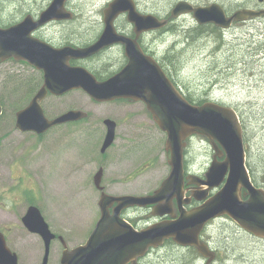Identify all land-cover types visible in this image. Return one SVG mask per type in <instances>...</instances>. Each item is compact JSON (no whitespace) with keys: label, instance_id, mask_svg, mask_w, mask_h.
<instances>
[{"label":"rangeland","instance_id":"374dc122","mask_svg":"<svg viewBox=\"0 0 264 264\" xmlns=\"http://www.w3.org/2000/svg\"><path fill=\"white\" fill-rule=\"evenodd\" d=\"M13 1L27 6L35 0ZM107 1L111 0H79L85 17L80 18L76 29L68 32L67 36L86 29L88 36L80 35L81 40H95L99 31L92 22L100 18ZM139 1L142 9L163 16L178 1L186 0ZM187 1L205 6L214 4L216 0ZM218 1L228 11L259 3V0ZM186 27L187 31L183 32ZM147 43V48L152 52L165 55V58L171 59L172 65L176 63L175 70L179 71H172L171 77L176 79L177 85L193 104L213 102L232 107L238 112L244 129L248 169L253 182L264 189V20L238 24L224 33L209 30L200 34L195 20L188 17L174 25L170 32L151 34ZM10 88L14 91L15 85L11 80ZM24 102L21 99L16 103H6L7 115L11 117L20 111ZM53 108L55 115L72 109L85 111L90 118L71 125L65 135L63 132L60 136L52 137L39 148L34 145L35 140L31 141L30 137L25 136H18V142L11 148L15 152V161L10 163L14 175L19 170L17 157L24 163L27 160V167L32 166L33 172L35 170L32 174L37 175V180L23 177L12 182L13 191L21 194L18 197L13 194L7 196L6 201L0 200V230H5L3 233L9 240L8 245L18 253L20 264H43V240L31 234L22 221L29 201L42 208L54 233L64 236L69 247H76L87 241L100 218V192L94 185V176L101 165H108L105 185L109 191L134 195L153 193L171 172L167 136L142 102L100 104L92 101L84 92L75 90L65 98L56 100ZM106 118L114 119L119 126L115 143L102 155L106 138L103 120ZM7 127L14 130L13 121ZM3 128L5 125L0 122V171L10 176L3 155ZM187 145L188 161L196 169L207 170L213 158L209 139L195 136ZM129 173L134 176V181L127 184L125 177ZM116 174L122 177L118 184H113L111 178L117 177ZM0 185L7 187L8 184L0 182ZM26 189L28 192L22 193ZM3 202L7 209L2 206ZM140 213L134 221L145 217V212ZM210 232L214 233L216 243L223 251L222 261H230V264H264V239L258 240L253 235L245 234L231 221L221 222ZM62 249L59 242L53 243L55 257L50 264H60L56 258L63 252ZM152 264L183 262L171 254H164Z\"/></svg>","mask_w":264,"mask_h":264},{"label":"water","instance_id":"95a60500","mask_svg":"<svg viewBox=\"0 0 264 264\" xmlns=\"http://www.w3.org/2000/svg\"><path fill=\"white\" fill-rule=\"evenodd\" d=\"M67 1L53 0L38 22L30 17L7 29L0 27V56L5 52H19L23 56L27 53L50 52L53 57L48 63L50 69L45 73V88L54 95L61 96L82 89L98 102L117 99L143 102L160 129L167 135L166 148L171 153L169 164L172 170L152 195L118 197L103 193L99 201L102 215L86 244L69 250L62 237L65 250L61 264H128L142 257L150 247L157 248L170 238L184 247L195 246L203 255H208V247L200 243V234L211 220L223 216L230 217L244 231L264 239V189L256 187L248 170L244 129L238 112L232 107L213 102L201 106L190 103L158 62L143 53L137 39L119 34L114 26V21L126 14L128 21L140 35L160 30L168 25V21H161L154 15H141L133 0H114L106 10L103 34L87 47L68 46L58 49L35 38L34 33L40 27L55 20L72 18V14L65 9ZM191 13L199 25L213 24L223 30L231 29L234 22L264 18V9H242L228 17L219 4L194 6L188 1L179 2L172 17L178 18ZM115 45L125 47L129 63L120 73L104 82H98L85 68H72L68 62L60 61L67 60L69 55L71 58L87 59ZM62 65L64 67L61 69ZM43 97V92H40L27 108L18 113L20 130L43 133L57 125L87 117L84 112L73 110L54 121H49L38 102ZM105 124L108 131L102 153H105L116 139V122L106 119ZM194 135L207 137L216 151L220 150V145L225 153L223 162L212 163L206 174L207 179L201 181L208 188L196 197L201 201L211 189L219 188L225 180L226 183L209 202L188 212L183 207L187 202L184 200L183 191L184 149L187 140ZM103 175V170H100L94 178V183L100 190L103 189ZM195 179L201 180L198 177ZM243 189L248 196L246 200L242 198ZM174 199L178 202L181 215L171 222L158 223L137 231L120 216L122 210L130 207L158 205L162 211L155 212V215L164 217L172 212ZM115 203L118 205L111 215L109 209ZM22 221L29 232L43 239L46 247L43 264H48L56 234L52 232L36 206L28 209ZM0 264H20L18 255L9 248L1 231Z\"/></svg>","mask_w":264,"mask_h":264},{"label":"flooded vegetation","instance_id":"af4514ba","mask_svg":"<svg viewBox=\"0 0 264 264\" xmlns=\"http://www.w3.org/2000/svg\"><path fill=\"white\" fill-rule=\"evenodd\" d=\"M52 1L53 0H42L41 2H38L37 0H35V1H32L30 5L21 6V4H17L13 0H1L0 1V27L2 29L10 28L11 26L16 25L22 22L24 19L30 18V17L35 22H38L41 19L42 14L50 7ZM113 1L114 0H111L110 2L107 1L104 4V7L102 8V11H101L102 14L100 15V18H97L96 21L92 22L94 27L98 28V31H99L97 34L98 37L93 41L86 42V41L81 40L80 35L88 36V34L86 33L87 32L86 29L80 30V32L75 31L74 35L70 34V36H67L68 32L74 31V29H76L77 23L80 22V18L82 16L85 17V14L82 13L83 7L80 5L79 0H68L65 3V9L72 14V18L70 20L52 21L40 27L38 30H36L34 33V37L58 49H62L68 46L74 47V48L87 47L88 45L97 41L100 38V36L103 34L105 30L106 10H108L109 4ZM133 1L136 5V10L138 11V13H140L141 15L153 14L159 19H161L162 21H168V25L160 29L158 32L142 33L138 35L136 33L135 26L128 21L127 15L123 14L114 21L115 29L121 35L130 37L132 39H137L139 45L142 47L144 51L143 53L146 56L153 57L165 71L167 68H170L167 66L165 55L161 56L158 54V52H152L150 49H148L147 40L151 36V34H154V33L164 34L166 32H170L174 25L182 23L184 19H187L188 17L193 18V14H187V15L174 19L172 17V13L179 1L175 5H173L171 8H169V10L163 16H158L154 12H149V11L142 9L140 7L141 5H140L139 0H133ZM214 2L221 5L224 8L228 17H232L234 13L238 11V10L228 11L226 6L221 4V2H219L218 0ZM194 5L199 6L197 4H194ZM205 6H209V5H205ZM242 9L262 10L264 9V2L259 1L258 5H246L243 8H241V10ZM257 20H264V18L250 19L244 22H234L231 29L235 25L242 24V23L255 22ZM210 26H214V25H210ZM231 29L229 30L221 29V31L224 33V32L230 31ZM186 31H187V27L184 28L183 32H186ZM112 49H120L121 52H107ZM51 57H53V55L50 52H35L32 54L27 53L25 56L19 54V52H5L2 56H0V106L2 108V114L0 115V122L5 125V128L1 129L2 130L1 137L3 138V142H4L3 155H4L6 163L8 164V168H7L8 172L9 171L11 172L9 176L7 172L0 171V182H3V184L5 185L6 183L8 184L7 187H3L0 185V200L3 199V201H6L7 196H10L13 194L16 197H18V195L21 194V192L19 191H13L12 182H14L15 180H18L23 177L24 178L30 177L31 180H37V175L32 174V173H35V170L33 172V167L32 166L27 167V160L24 163L23 160L20 161L19 157H17L18 161H16V165L19 170L16 175H14V171L11 170L13 167H10V163L15 161V158L13 156L15 155V152L12 151L11 148L14 146L15 143L18 142L19 137H24V136L30 137L31 141L35 140L34 145L37 148H39L42 146L44 141L47 142V140L51 139L52 137L60 136V134L63 132H65L64 133L65 135L67 132H69V128L71 127V125L85 122L90 118L89 114L86 113L85 111L75 110V111L84 112L85 114H87V117L82 118L77 121H72V122H68L65 124L57 125L43 133H38L34 131H22L18 128V113L24 110L25 108H27L33 102V100L39 95L40 92H43L44 97L40 99L38 102H39V105L46 119H48L49 121H54L58 117L64 115L65 113L69 111H73L72 109H70L58 115H55V113L53 112L54 110L53 107L56 104V100L65 98L68 94H70L71 92L75 90L70 91L60 96V95H54L51 91H49L47 87L45 88V84H46L45 73L46 71L50 69L48 63ZM60 61L62 63L68 62V65L72 68L87 69L95 77V79L98 82H104L110 79L111 77L115 76L116 74L120 73L129 63L127 52H125V47L122 45H117L115 47L109 48L87 59L71 58L69 55L67 60L60 59ZM63 67L64 66L62 65L60 68L62 69ZM172 68H174V66H172ZM178 71H176V73H178ZM10 76H12L13 78L10 79ZM10 80L15 85L14 91L10 90L11 89ZM172 81L174 82L176 87L183 93L182 89L177 85L176 79L172 78ZM78 90L86 94V92L83 91L82 89H78ZM183 95L185 96L184 93ZM21 99L25 101L24 102L25 105L22 108H20V111H18L17 113H14L13 116L9 117L7 115L6 103L8 104L16 103ZM91 100L94 102L100 103V104L107 103V102H98L92 98ZM122 101H132L133 102L134 100L117 99L111 102H122ZM106 119H110V118H106ZM106 119L103 120V126L105 129L106 135H107L108 129L105 124ZM12 121L15 127L14 130H10L7 127L11 125ZM113 121L115 120L113 119ZM115 122H116V137H117V130H118L119 125L117 121ZM187 147L188 145L184 149L185 181H184V189H183L185 193L184 200L187 202L184 203L183 207L186 211L190 212L196 208L201 207L205 203L209 202L223 188V186L226 183V180L222 183V185L219 188L211 189L209 193L207 194L206 198L200 201L196 197V195H201V193L207 189V186L201 181H205V179H207L206 173L209 170V168L207 170L196 169L194 165L188 161V158L186 156ZM219 149H220L219 151H216L213 149V158H212V162L210 163V165L215 161L223 162L225 160L224 151L222 150L221 147H219ZM105 153L101 152L102 155H105ZM100 170H103L104 172V175L102 177V182H101V186L103 187V189L100 190L95 186L98 192H100V198L103 193L110 194L113 196H118V197L125 196V195H134V194H128V193H119L117 191H109L108 187L105 185V180H106L105 177H106V171L108 170V165L107 164L101 165L99 167L98 172ZM37 171H38V167L36 169V173ZM131 173H129V176L125 177L127 184L134 181V176H131ZM194 176L200 178L201 180L195 179ZM120 177L122 176L117 175V177L111 178V183L118 184V181L121 179ZM26 192H28L27 189L26 191L22 193H26ZM154 192L149 193L147 195H152L154 194ZM242 192H243L242 196L245 199L246 191L243 190ZM134 196H145V195H134ZM117 205L118 203H115L109 209L111 215L114 214V210ZM172 205H173V208L171 209L172 212L166 214L164 217H158L155 215V212L162 211V209L158 207V205L148 206L144 208H141L138 206L130 207V208L122 210L120 216L121 218L125 219L128 223H130L136 230L142 231L155 224L171 222V221L178 219L181 213H180V209L178 207V202L176 199L173 200ZM2 206L4 207V209H7V206L4 204V202L2 203ZM32 206L38 207L44 216L42 208L39 205H37L34 201H29V203L27 204L26 211H28V209ZM98 206H99V202H98ZM99 210H100V218H101L102 211L100 209V206H99ZM140 212H145L144 214L145 217L141 218V220L139 221L138 220L134 221V219L137 218V215L142 214ZM224 221L232 222V220L228 216H223V217L213 219L205 226L204 230L200 234V243L208 247V255H203L199 251V249L195 246L184 247V246L177 244L174 241V239H168L163 243L162 246L158 248H154V247L149 248L142 257H138L135 261L130 262L128 264H152L155 261H159L164 254H171L174 258L180 259L183 262V264H220V263L230 264V261H222V259H224L222 256L224 255L223 251L217 245L214 233L210 232L211 229L219 226V224ZM8 229L11 230L12 228H8ZM240 230L244 232L245 234H247L242 229ZM1 231L3 232L5 230H1ZM36 236H39V235L36 234ZM56 236H57L56 239L52 242V246L54 242H59L61 244L63 248L62 249L63 252H61V254H59V256L56 258L61 264L60 256L61 255L63 256L64 250H65L64 240L62 239V237L64 238V236H61L59 234H56ZM39 238L42 240L40 236ZM86 242L84 244H86ZM7 243H8V239H7ZM84 244H81V245H84ZM52 246H51L48 264H50L52 262V259L55 257L54 251L52 250ZM76 247L68 246L70 250ZM45 254H46V247L44 243L43 260L45 258Z\"/></svg>","mask_w":264,"mask_h":264},{"label":"trees","instance_id":"16d2710c","mask_svg":"<svg viewBox=\"0 0 264 264\" xmlns=\"http://www.w3.org/2000/svg\"><path fill=\"white\" fill-rule=\"evenodd\" d=\"M209 30H213V32H215V33H216V32H222L220 28H218V27H214V26H210V25H205V26H200V27H198V32H199L200 34H202L204 31H209ZM170 60H171V59L166 58L167 66L170 67V68H167V69H166V72H167L168 76L172 79L170 73H171L172 71H175V72H176V70L174 69L175 66H176V63H174V64L172 65L171 62H170ZM172 66H174V68H172ZM189 101H190V100H189ZM190 102H191V101H190ZM202 102H203V101H202ZM201 104H203V103H199L198 105H201Z\"/></svg>","mask_w":264,"mask_h":264},{"label":"bare ground","instance_id":"6f19581e","mask_svg":"<svg viewBox=\"0 0 264 264\" xmlns=\"http://www.w3.org/2000/svg\"><path fill=\"white\" fill-rule=\"evenodd\" d=\"M173 48V47H172Z\"/></svg>","mask_w":264,"mask_h":264}]
</instances>
